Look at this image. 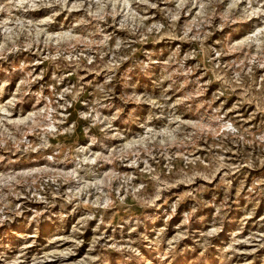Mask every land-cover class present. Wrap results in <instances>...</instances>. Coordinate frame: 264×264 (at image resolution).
<instances>
[{
	"label": "rangeland",
	"instance_id": "1",
	"mask_svg": "<svg viewBox=\"0 0 264 264\" xmlns=\"http://www.w3.org/2000/svg\"><path fill=\"white\" fill-rule=\"evenodd\" d=\"M0 264H264V0H0Z\"/></svg>",
	"mask_w": 264,
	"mask_h": 264
}]
</instances>
